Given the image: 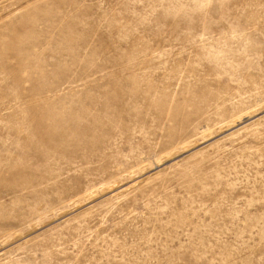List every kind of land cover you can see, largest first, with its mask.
<instances>
[{"label": "rangeland", "instance_id": "obj_1", "mask_svg": "<svg viewBox=\"0 0 264 264\" xmlns=\"http://www.w3.org/2000/svg\"><path fill=\"white\" fill-rule=\"evenodd\" d=\"M0 264H264V0H0Z\"/></svg>", "mask_w": 264, "mask_h": 264}, {"label": "bare ground", "instance_id": "obj_2", "mask_svg": "<svg viewBox=\"0 0 264 264\" xmlns=\"http://www.w3.org/2000/svg\"><path fill=\"white\" fill-rule=\"evenodd\" d=\"M238 118H240V117H238Z\"/></svg>", "mask_w": 264, "mask_h": 264}]
</instances>
